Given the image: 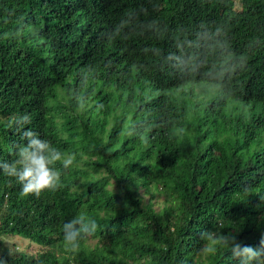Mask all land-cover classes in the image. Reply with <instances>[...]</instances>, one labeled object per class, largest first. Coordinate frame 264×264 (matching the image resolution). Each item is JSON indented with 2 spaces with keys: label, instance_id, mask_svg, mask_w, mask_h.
<instances>
[{
  "label": "trees",
  "instance_id": "obj_1",
  "mask_svg": "<svg viewBox=\"0 0 264 264\" xmlns=\"http://www.w3.org/2000/svg\"><path fill=\"white\" fill-rule=\"evenodd\" d=\"M28 129L75 159L39 196L0 172V264H236L200 234H264V0H0V161Z\"/></svg>",
  "mask_w": 264,
  "mask_h": 264
},
{
  "label": "clouds",
  "instance_id": "obj_2",
  "mask_svg": "<svg viewBox=\"0 0 264 264\" xmlns=\"http://www.w3.org/2000/svg\"><path fill=\"white\" fill-rule=\"evenodd\" d=\"M179 59V57H177ZM31 123L28 114H21L11 118V124L20 131L25 125ZM22 144L15 147L16 159L0 161V172L6 177L14 179L20 186V195L39 196L45 190H55L59 187L61 170L56 165L68 168L74 161L73 154H65L31 129L22 132ZM97 228L96 222L91 218L76 216L62 226L63 242L70 251L79 248L80 242L93 235ZM201 239L216 246L229 247L232 259L236 264H264V234L261 235L259 247L243 245L237 241L236 236L214 231H205ZM203 251L210 249L205 244Z\"/></svg>",
  "mask_w": 264,
  "mask_h": 264
},
{
  "label": "rangeland",
  "instance_id": "obj_3",
  "mask_svg": "<svg viewBox=\"0 0 264 264\" xmlns=\"http://www.w3.org/2000/svg\"><path fill=\"white\" fill-rule=\"evenodd\" d=\"M203 95H206L205 93ZM209 126L208 124H206ZM205 125V126H206ZM140 192L142 193L144 200L145 201H152L154 203V207L157 209L159 206H161L163 203H165V196L161 194H153V198L150 199V195L144 193V190L140 188ZM6 245L8 248L13 252V253H27V254H32L36 255L39 252L42 251L41 247H38L34 243L28 241L27 239L18 237V236H11L6 239L5 241Z\"/></svg>",
  "mask_w": 264,
  "mask_h": 264
}]
</instances>
